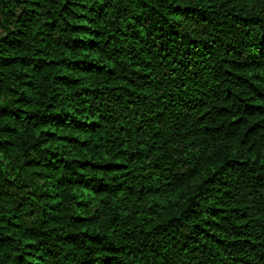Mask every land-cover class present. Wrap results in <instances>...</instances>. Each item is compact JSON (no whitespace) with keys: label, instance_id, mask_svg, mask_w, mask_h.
<instances>
[{"label":"trees","instance_id":"obj_1","mask_svg":"<svg viewBox=\"0 0 264 264\" xmlns=\"http://www.w3.org/2000/svg\"><path fill=\"white\" fill-rule=\"evenodd\" d=\"M0 264H264V0H0Z\"/></svg>","mask_w":264,"mask_h":264}]
</instances>
